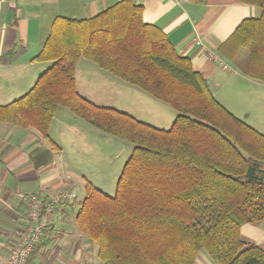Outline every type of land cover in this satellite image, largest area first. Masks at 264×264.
<instances>
[{
  "label": "trees",
  "instance_id": "trees-1",
  "mask_svg": "<svg viewBox=\"0 0 264 264\" xmlns=\"http://www.w3.org/2000/svg\"><path fill=\"white\" fill-rule=\"evenodd\" d=\"M218 47L226 64L248 52L240 72L264 84V0ZM121 0L87 19L57 16L32 61L48 63L31 88L0 105V123L48 137L59 108L133 149L113 196L90 182L75 216L100 264H264V250L246 243L241 227L264 220V134L216 101L207 80L180 56L165 33ZM80 58L171 107L170 129L93 104L76 90ZM228 65V64H227Z\"/></svg>",
  "mask_w": 264,
  "mask_h": 264
},
{
  "label": "crops",
  "instance_id": "crops-1",
  "mask_svg": "<svg viewBox=\"0 0 264 264\" xmlns=\"http://www.w3.org/2000/svg\"><path fill=\"white\" fill-rule=\"evenodd\" d=\"M118 1L121 0H0V101L17 93L25 94L31 88L32 77L26 73L37 63L32 59L41 49L55 17L87 19ZM131 1L142 6L145 23L159 27L176 52L190 59L193 69L207 80L216 101L264 134V84L244 77L241 68L233 70L228 66L224 70L219 62L206 56V50L217 53L242 20L257 18L258 8L237 0ZM45 64L48 68L49 64ZM75 79L76 90L83 98L92 103L101 100L92 89L88 91L82 86L80 91L76 75ZM63 114L53 118L59 122L56 141L51 136L54 120L48 132L54 148L32 129L0 123V261H5L14 248L16 230L26 224L27 197L49 199L58 191H67L74 192L76 197L54 208L48 227L26 264H100L96 245L78 231L74 221L87 180L83 178L82 183L76 184L82 190L78 200L79 192L69 182L66 169L71 158L64 156L67 147L80 153L83 130L75 123L70 126L66 121L69 116ZM262 170L264 179V164ZM76 203L78 208L74 212ZM241 237L264 250V220L243 225ZM196 264L216 263L200 252Z\"/></svg>",
  "mask_w": 264,
  "mask_h": 264
},
{
  "label": "rangeland",
  "instance_id": "rangeland-1",
  "mask_svg": "<svg viewBox=\"0 0 264 264\" xmlns=\"http://www.w3.org/2000/svg\"><path fill=\"white\" fill-rule=\"evenodd\" d=\"M247 54L246 50H241L236 62L228 63V65L226 63V65L233 70H238L244 65ZM46 66L47 64L45 63H33L30 66L28 73H26L27 77H32L30 87L37 77L45 71ZM75 75L78 83H81L79 86L80 91L83 86L88 91L92 89L93 94H96V96H101V100L93 104L125 112L140 122L165 131L170 129L177 116V113L171 107L157 101L138 88L111 76L91 61L80 58L76 65ZM22 95L24 94L17 93L8 98V100L0 101V105L10 103ZM63 113L69 116L66 120L68 124L73 126L75 123L76 127L80 126L84 135L79 154L74 153L69 147L64 148V156H70L71 158L70 162H66V169L70 173L69 182L74 183L76 191L79 192L77 199L80 200L79 197L82 194V190L76 184L82 183L83 178L106 195L113 196L116 182L125 162L131 154L133 145L99 132L85 121L75 117L65 108L57 109L55 116L60 117L61 114L64 115ZM58 127L59 122L55 119L51 131L54 141L57 139L56 129ZM59 145L61 146V144ZM63 146L61 147L63 148ZM77 203L76 207H73L74 212L77 211Z\"/></svg>",
  "mask_w": 264,
  "mask_h": 264
},
{
  "label": "built area",
  "instance_id": "built-area-1",
  "mask_svg": "<svg viewBox=\"0 0 264 264\" xmlns=\"http://www.w3.org/2000/svg\"><path fill=\"white\" fill-rule=\"evenodd\" d=\"M206 56L211 61L219 62L222 69H228V66L220 59L217 53L206 50ZM75 197L74 192L67 191H58L49 199L29 195L27 197L26 224L16 230L17 242L5 261H0V264H26L34 246L47 229L54 208L67 203Z\"/></svg>",
  "mask_w": 264,
  "mask_h": 264
}]
</instances>
